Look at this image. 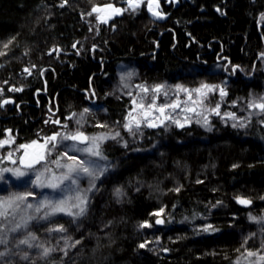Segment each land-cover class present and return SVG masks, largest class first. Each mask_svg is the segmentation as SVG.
<instances>
[{
    "label": "trees",
    "instance_id": "1",
    "mask_svg": "<svg viewBox=\"0 0 264 264\" xmlns=\"http://www.w3.org/2000/svg\"><path fill=\"white\" fill-rule=\"evenodd\" d=\"M124 1L67 0L60 7L62 0H0V52L5 53L0 55V104L8 98L15 101L9 109L0 107V139L10 130L17 143H24L63 133L64 125L67 131L80 128L89 137L120 133L101 145L113 167L96 181L93 197L88 193L90 211L80 220L83 225L73 228L63 218L50 220L48 226L67 229L56 251L22 259L27 245L9 240L0 244L5 253L0 264H264V223L249 220L250 214L264 216V114L248 106L264 97V26L258 22L264 0H187L176 7L163 2V22L142 10L133 18L123 15L93 27L85 24L94 6ZM127 72L134 73L125 79L127 86L132 89L139 82L143 98H153L157 85L163 86L160 98L175 92L191 95L190 88L224 80L228 82L221 88L227 95L221 96L220 88L209 93L211 109L219 104L220 115L211 114L200 101L192 105L184 127L174 122L149 127L140 116L128 118L130 96L110 92ZM85 108L89 112L81 118ZM125 123L132 124L131 132ZM240 123L246 126L233 127ZM57 160L69 163L53 150L46 162L32 169H22L11 159L2 165L0 182L31 186L25 181L36 179L40 171L47 184L67 171L57 167ZM3 169H20L29 176L17 179ZM90 179L83 174L78 185L67 181L63 192L45 187L44 193L75 203L73 190L88 189ZM116 188L124 194L117 197ZM238 196L251 203L240 205ZM36 206L29 215H37ZM17 207L15 217L8 213L0 221V237L13 233L12 226L4 230L3 225L20 219L23 213ZM160 209L164 211L155 215ZM157 219L164 223L156 224ZM144 221L152 227L141 228ZM207 224L215 230L203 231ZM46 226L30 228L36 236L29 237L31 244L47 236ZM68 236L72 239L67 245L81 243L66 247ZM145 241L146 247L140 248Z\"/></svg>",
    "mask_w": 264,
    "mask_h": 264
},
{
    "label": "snow or ice",
    "instance_id": "2",
    "mask_svg": "<svg viewBox=\"0 0 264 264\" xmlns=\"http://www.w3.org/2000/svg\"><path fill=\"white\" fill-rule=\"evenodd\" d=\"M171 2H176V0H171ZM67 3V0H62V3L60 4V7H64L65 4ZM128 3V7L131 8L133 11L136 10L137 7L140 6L141 4V0H127ZM156 5V8H153V5ZM107 8H111L112 12L115 15H120L122 14L123 11H127V9H122V8H113L111 4L106 5ZM159 8V0H148V9L149 11L153 14V16L157 17V18H164V14L157 11L156 9ZM102 11V9L98 6H94L91 10V12L87 13L88 15H92V13H96V12H100ZM217 12H221L220 8L216 9ZM262 16H264V14H262ZM111 19V16L105 18V17H101V16H97V20L102 22V23H107L108 20ZM91 30V29H90ZM13 39H15V37H13ZM12 41L10 40L9 43H11ZM79 43V42H77ZM5 48L8 47L7 44L4 45ZM73 48H76V44H73L72 46ZM93 48H95V45H93ZM54 51H58L54 50ZM50 55L52 54L51 52L49 53ZM0 55H5V53L0 52ZM261 56H264V53H261ZM25 72H28L29 75H31V71L28 68L24 69ZM134 75L133 72H127L124 76L121 77V80H125L130 79L132 76ZM7 83V82H5ZM127 85H125L126 87ZM162 85H157L155 86L152 91L159 93L162 89ZM179 87V86H177ZM203 88H207L209 89V91L214 90L212 87L208 86V85H202ZM9 91H21L22 89L19 88H10L8 89ZM145 92H147L149 89L144 88L143 89ZM197 92H199L200 90L197 89ZM220 95L221 96H225L227 95V93L225 92V90L223 88H220ZM260 100L262 102H249V108H254V109H259V114H264V97H261ZM12 101L10 100H4L3 104H7L10 103ZM3 104H0V107H3ZM141 107H144L143 105ZM148 109L152 110V111H146L144 113V119L145 121H148V118L150 115H152V112H159L161 114V117H163V119H161V124L164 123L165 120L171 119V116L166 114V109L167 108H172V109H176L179 107V104L177 103H173V104H162L160 106H156L155 104V100H153V102L151 104H148L146 106ZM220 105L217 104L215 109H212L213 112H215L217 115H220L218 109H219ZM89 109L85 108L83 110L82 113H80V117L83 118L85 113H88ZM76 114L73 113V116H75ZM131 116V113L129 114ZM229 116V118L232 119H236L235 114L234 113H228L227 114ZM72 117H68V119H71ZM127 119V118H126ZM56 124H60L61 122L59 120L53 121ZM178 127H184V124L181 123L179 120H174L173 121ZM47 123V121H46ZM77 125L81 124V120H77L76 121ZM205 123H207V118H205ZM261 123H264V121H261ZM98 127H106L107 125H97ZM137 128H139L140 124L139 121L136 122L135 125ZM149 127H158L159 125H157L154 122H149L148 123ZM245 127L246 125L243 123L240 124H233V127ZM66 130L62 133V132H54L51 136H47L44 138V144L40 145V147L42 148H47V145L51 144V149L54 150L57 148L58 144H62L63 141L65 140H71L74 143L72 145H64V147H66L68 149V151H66L64 153L65 156H67V158L69 160L72 161L71 164H61L58 160L54 161V163H56L58 168H66L67 171L64 172V174L59 177V178H53L52 180H49L47 184H45L44 182L41 181V176L42 173H38L36 174V179L35 180H28L25 181V185L27 186L28 183H31L34 187H50L53 190L56 189H60L61 192H63L65 189L61 188V185L64 183V181H69L72 185H78V181L81 179V173L85 174L86 176L90 177V187L88 189H84L81 190L79 189V187H77L76 189H74L73 191H75L77 193V195L74 197L75 199V203H71L69 204L68 201L61 197L59 200H51L48 199L47 197H45L44 200L39 201L37 203V206L35 208V211L37 213L41 212L42 209H49V211H45L42 217H29L30 220H37V219H43V220H47L49 217L54 216L57 213H64L65 215L71 216L73 217V222H75L78 218L84 216L87 212V207L90 201V198L88 196V193L93 191V189L96 188V181L100 179L101 176H103L105 173H107L112 167L113 165L107 161V157L104 155L103 150L101 148L102 143L104 142V140L106 139H116L117 137L120 136L119 132H116L115 135H100V136H94V137H89L87 136L82 130H80V128H77L75 131H67V126L64 125L63 126ZM123 127L128 130V131H132V124L131 123H125L123 125ZM9 140H0V147H3L4 144L9 143ZM32 144L35 145L37 144V141H32ZM78 144H82L85 145V147L80 148L77 145ZM20 148H26L28 147V145H20ZM125 147H127V144H125ZM78 152L81 153L82 156L80 159H77V157L75 155H68V152ZM47 155H51V151H47L46 153ZM83 154H86V156H84ZM11 155V154H10ZM87 157H96V160H92V159H88ZM45 159V153H42L37 159H35L34 163L35 164H39L42 160ZM100 161H104L105 163L101 164ZM34 163H29L26 165L27 168L31 169L34 166ZM233 167H237V165H233ZM2 171L7 172V171H12L13 175L17 177V179L22 178V177H27L29 176L28 172L25 171H21L20 169H15V170H10V169H3ZM46 171H50L49 169H46ZM0 179H3V176L0 175ZM58 179L59 182H53V180ZM202 181H198V183H200ZM175 191H179V188L175 189ZM117 197L122 196L124 193L122 191L121 188H116L115 189V193H114ZM29 196H33V192L32 191H28L26 193L23 194H16L14 197L15 201H19L20 203H23L24 201L27 200V198ZM262 199H264V197H262ZM236 201L239 204L242 205H249L251 203L250 200L248 199H243L241 197H236ZM220 203V202H218ZM13 206V201L10 199L9 201H3L0 200V217H7L8 215V211L9 209H11ZM18 206V205H17ZM26 207L28 209H31L33 207V205L31 203L27 204ZM213 207H215V205H213ZM73 209H75V211H73ZM164 211V209H160L159 212L155 213V215L159 216L162 212ZM185 219H187V217H185ZM249 220L250 221H254L256 223H264V216L262 217H255L252 216L251 214L249 215ZM156 224H163L164 220L162 219H157L155 221ZM24 227L28 226V222L25 221ZM21 227V225H17L16 228L11 229V231L15 232L17 229H19ZM141 228H150L152 227L151 224L148 223V221H144L141 225ZM203 231L208 232L210 230H215L213 229V226L211 224H207L205 226H203ZM50 231H57V232H66L67 229L64 227V225H58L56 228L54 229H50ZM254 235V234H253ZM28 236L30 237L31 240H35L36 236L34 234H32L31 232L28 233ZM72 237L68 236L65 240V244L66 247H75L77 244H80L81 241L80 240H76L72 245H67V240H71ZM247 241H245L246 243ZM148 243V241H145L144 243H141L139 245L140 248H144L146 247V244ZM0 244H7V239L0 237ZM19 244L21 245H27L29 248L34 247L33 244H31L29 242V239H21L19 241ZM42 247V246H41ZM56 249L54 248H43V253L42 256L47 257L51 252L55 251ZM67 253H65L66 255ZM5 255L4 252H0V257H3ZM249 256H253L256 255V253L253 252H248ZM22 259H28V255L27 253H25V255L22 257ZM260 259L264 260V256L260 257Z\"/></svg>",
    "mask_w": 264,
    "mask_h": 264
},
{
    "label": "rangeland",
    "instance_id": "3",
    "mask_svg": "<svg viewBox=\"0 0 264 264\" xmlns=\"http://www.w3.org/2000/svg\"><path fill=\"white\" fill-rule=\"evenodd\" d=\"M126 1H124L120 5L116 6V7H121L122 9H127V11H123L122 16L126 15L128 17H132L133 18V17L137 16V14H139V12H141L142 10L147 12V13L149 11V9H148V0H141L140 6L137 7L135 11H133L131 8L128 7V5L125 3ZM180 2L181 1H178V3H180ZM98 7L101 8L102 6H98ZM158 11L162 12V8L160 7V5H159V10ZM262 14H264V12ZM262 14L258 17V22H259L260 26H264V16H262ZM97 16L105 17L104 11L102 10L100 12L92 13V15H88L87 14L84 17L85 18V24L87 26H90V27L103 24L102 22L97 20ZM112 19H114V18H112ZM124 67L125 66H119V69L121 70V68L123 69ZM212 77L213 78H217L216 74L214 76H212ZM131 78H133V77H131ZM126 81L127 80H125V82L124 81H120V84H118V85L113 84L110 92H111V94L113 96H117V95L130 96V98L132 100V104H133L132 110H130L127 113L128 118L130 120L133 119V118H138V116H140L142 121L146 122L147 124L149 122H154V123H156L159 126H161V125H163V126L170 125V124H172V122L174 120H179L181 123H184L188 119H190V117L188 118L187 114H189V111L191 110L192 105L196 106L197 104H201V103H199L200 101H202V103L206 102L205 104L210 108V110H211L210 113L211 114H216L211 109L212 106H213V102L211 101V99H209V93L211 91H209V89H207V88H203L202 87V85H208L206 83H202V84L199 85V87L197 88V89L200 90L199 92H197L196 89L190 88L188 90V92L191 90V95H186V96L183 95L182 96V94H180V92H175V94L172 93L170 95H163V96H161L159 98V94L155 92V93H153V96H154L153 98H150L148 96L143 98V95L141 94V90H140V88L143 87V86L139 85L138 84L139 82H137V84L135 86H133L132 89H130L132 85H129V86L125 87V85H127ZM227 82H228L227 80H224V81H221L220 84L216 83L215 85H212V87L214 89L213 92H216L219 88L224 86V84H227ZM127 89H128V92H131L130 95L128 94V92H126ZM139 94L142 95L141 98L139 97ZM192 96H193V98L196 97L199 100L196 101L195 99L192 98ZM8 99H12L14 101L13 98H8ZM205 99H206V101H205ZM153 100H155L156 106H160L162 104L177 103V104H179V107L176 108V109H172V108H167L166 109V114L170 115L171 119L165 120L163 124H161V119H163V117H161V114L159 112H154V111L152 112V115L149 116L148 121H145L144 113L146 111H152V110L148 109L146 106L148 104H151L153 102ZM14 104H15V101H14V103H7L4 106L7 109H9ZM142 105L144 107H141ZM130 113H131V116L129 115ZM223 114H225V113H223ZM174 125H176V124L174 123ZM104 135H107V134H104ZM45 137H47V136L39 135L36 139H33L31 141L24 142V143H17V139L15 138L13 133H11L10 130H5L4 135H3V137L0 140H9L10 142L4 144L3 147H0V170L2 168V165L4 163L10 162L11 159L15 160L16 161L15 163L20 167V163H21L22 159H26L29 156V153H30L31 150L34 151V154L37 153L36 154V158H38L42 153H45V159L42 160L39 164H36L33 168L38 167L40 164L46 162L48 160V155L46 153H47V151H51L52 149H51V144L47 145L46 149L40 147V145L44 144V138ZM32 141H37V144L33 145ZM73 143L74 142L71 141V140H65V141L62 142V144H58L57 148L53 150V151H58L59 155L62 156V158H64L65 160H67L69 162L68 164H71L72 161L69 160L67 158V156L64 155V153L66 151H68V149L66 147H64V145H72ZM20 145H28V147L20 148L19 147ZM77 146L80 147V148L85 147V145H82V144H78ZM68 155H75L77 157V159H80L81 156H82L81 153L70 152V151L68 152ZM83 155L86 156V154H83ZM87 158L88 159H92V160H96L97 159L96 157H87ZM100 163H101V161H100ZM37 173H42V172L38 171ZM1 174L2 173H0V175ZM82 176H83V173H81V177ZM66 182L67 181H64V183L61 185V188H65L66 189L67 187H69V184L66 183ZM44 189H45V187H34L33 185L25 187L24 184H22L21 182L10 183L9 186L8 185H2V183L0 182V200L9 201L11 199L13 201V206H12L11 209H9V211H11V212L8 211V213L11 214V215L13 213V217H15V213H14L15 210L14 209L15 208L18 209L17 205L19 207H21V210H22V213H23V215L20 216V219L19 220L17 219V222L15 221L14 224L13 223L12 224L11 223H4V225H3L4 230L8 229V227L10 228V226H12V228L14 229V228H16V226L18 224L21 225V227L15 231L16 233L15 232H13L12 234L10 233L12 236L8 235V236L4 237V238L7 239V241L15 240L14 241L15 244L17 243V245H18V243H19V241L21 239H26V238L29 239L28 233L29 232L32 233L30 228H33V227H36V226H45V225H47L46 226V231L44 232L47 235V236L44 235L46 237H42L38 241H36V243L33 244L34 247H32V248H29L28 246L27 247L23 246L22 249L24 251H22V253L23 254L27 253L28 258L29 257L32 258L33 256H34V258H36V256L43 257L42 256L43 248H54V249L55 248H59L57 245H59V243L60 244L62 243L63 238L60 237L61 232L50 231V229H54L55 228V227L48 226L50 220H53V219L58 218V217L59 218H63L66 221L70 222V224L72 225L73 228H80L83 225V221L80 222V220L83 218V216L78 218L75 222H73V217L65 215L64 213H57L54 216L49 217L47 220H43V219L30 220L29 217H42L44 212L45 211H49V209H47V208L42 209L41 212H40L41 214L37 213V215H36V214H34L35 213L34 212L32 215L31 214L29 215V213H28L29 209L26 207L27 204H29V203H31L32 205L35 204V203L37 204L39 201L44 200L45 197H47L48 199H51V200H59V198H57L58 197L57 195H52V194L49 195V194L44 193ZM83 189H87V188L84 187ZM56 190H58V189H56ZM56 190H53V191H56ZM28 191H32L33 192V196H29L27 198V200L24 201L23 203H20L19 201H15L14 200V197H15L16 194H18V193L19 194H23V193H26ZM67 191H68V189H67ZM93 194L94 193L91 192L90 195H92V197H93ZM90 202H91V200L89 201L86 214L90 211ZM68 203L71 204L72 202H68ZM73 211H75V209H73ZM18 216H19V213H18ZM3 219H4V217H0V221H2ZM25 221L28 222V226L27 227H29V228L23 226ZM26 230H27V232H26ZM22 231L25 232V233L23 234ZM13 234L16 235V237H13ZM3 235H5V234H3ZM11 242H13V241H11ZM13 246H15V245H13ZM2 250H3L2 247H0V252H2Z\"/></svg>",
    "mask_w": 264,
    "mask_h": 264
},
{
    "label": "water",
    "instance_id": "4",
    "mask_svg": "<svg viewBox=\"0 0 264 264\" xmlns=\"http://www.w3.org/2000/svg\"><path fill=\"white\" fill-rule=\"evenodd\" d=\"M169 1H171V0H169ZM127 5H128V3H127V1L125 2ZM174 4L175 5H177V0H176V2H174ZM112 5V4H111ZM112 7L113 8H121V7H116V6H114V5H112ZM153 8H156V5L154 4L153 5ZM101 9L104 11V13H105V18H107V17H109V16H111V19L112 18H119V17H121L122 16V14H120V15H115L113 12H112V9L111 8H107L106 6H102L101 7ZM157 10V9H156ZM158 10H159V8H158ZM157 10V11H158ZM160 12V11H159ZM123 13V12H122ZM162 13V12H161ZM148 14H149V16L152 18V20L153 21H158V22H163V21H165L166 20V16L164 15V18H157V17H155V16H153V14L150 12V11H148ZM111 19H109L108 21H110ZM6 100H10V101H12V102H10V103H14V101L12 100V99H6ZM1 104H3V101H2V103ZM5 104H3V106H4ZM37 154V153H36ZM36 154H34V151L33 150H31L30 151V153H29V156L26 158V159H22V161H21V163H20V167L22 168V169H29V168H27L26 167V165L27 164H29V163H34V161H35V159H37L36 158ZM36 164L34 163V166H35ZM33 166V167H34ZM240 205H242V204H240ZM242 206H245V205H242ZM248 206V205H247Z\"/></svg>",
    "mask_w": 264,
    "mask_h": 264
},
{
    "label": "flooded vegetation",
    "instance_id": "5",
    "mask_svg": "<svg viewBox=\"0 0 264 264\" xmlns=\"http://www.w3.org/2000/svg\"><path fill=\"white\" fill-rule=\"evenodd\" d=\"M178 1L184 2V1H187V0H177V5L179 4ZM163 2H164L166 5H169V4H171V3L174 4V2H171V1H169V0H159V5H160L161 8H162V5H161V4H162ZM181 2H180V3H181ZM177 5L174 4L175 7H176Z\"/></svg>",
    "mask_w": 264,
    "mask_h": 264
}]
</instances>
